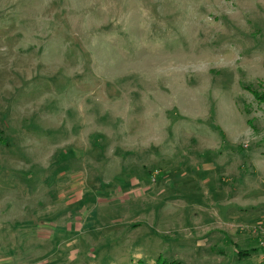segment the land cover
Returning a JSON list of instances; mask_svg holds the SVG:
<instances>
[{
  "label": "rangeland",
  "instance_id": "rangeland-1",
  "mask_svg": "<svg viewBox=\"0 0 264 264\" xmlns=\"http://www.w3.org/2000/svg\"><path fill=\"white\" fill-rule=\"evenodd\" d=\"M261 84L264 0H0V264H261Z\"/></svg>",
  "mask_w": 264,
  "mask_h": 264
},
{
  "label": "trees",
  "instance_id": "trees-1",
  "mask_svg": "<svg viewBox=\"0 0 264 264\" xmlns=\"http://www.w3.org/2000/svg\"><path fill=\"white\" fill-rule=\"evenodd\" d=\"M261 90H255L249 87V91H251V93L253 94L255 100H258V102L260 103H264V84H261ZM161 173V172H160ZM151 174V173H150ZM150 174L148 173V178H150ZM127 178V176L125 177V179ZM126 182V181H125ZM125 184V183H124ZM126 185V184H125ZM128 186V184H127ZM128 188V187H127ZM258 226V225H256ZM255 227V226H254ZM258 243V242H257ZM258 245V244H257ZM260 247V246H259ZM262 248V247H260ZM263 249V248H262ZM153 264H182L180 261L177 260H168V259H164V258H157ZM261 264H264V261L261 262Z\"/></svg>",
  "mask_w": 264,
  "mask_h": 264
},
{
  "label": "built area",
  "instance_id": "built-area-1",
  "mask_svg": "<svg viewBox=\"0 0 264 264\" xmlns=\"http://www.w3.org/2000/svg\"><path fill=\"white\" fill-rule=\"evenodd\" d=\"M252 232L254 233V236H257L258 245L264 248V223L252 227Z\"/></svg>",
  "mask_w": 264,
  "mask_h": 264
},
{
  "label": "crops",
  "instance_id": "crops-1",
  "mask_svg": "<svg viewBox=\"0 0 264 264\" xmlns=\"http://www.w3.org/2000/svg\"><path fill=\"white\" fill-rule=\"evenodd\" d=\"M251 240L255 241L252 237H250ZM256 242V241H255ZM257 243V242H256Z\"/></svg>",
  "mask_w": 264,
  "mask_h": 264
}]
</instances>
